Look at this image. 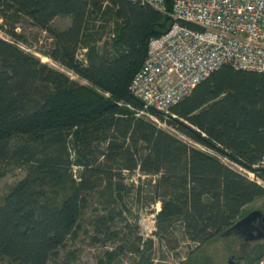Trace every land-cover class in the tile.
<instances>
[{"label":"trees","instance_id":"16d2710c","mask_svg":"<svg viewBox=\"0 0 264 264\" xmlns=\"http://www.w3.org/2000/svg\"><path fill=\"white\" fill-rule=\"evenodd\" d=\"M173 2L162 14L131 0H0V176L10 166L26 170L0 196V264L58 257L84 232L87 198L102 183L112 208L94 228L108 235L135 187L125 173L147 178L137 196L149 189L161 203L154 235L168 239L180 224L197 250L226 238L244 209L264 198V186L248 176L264 182V73L222 66L168 115L150 111L181 137L137 116L143 104L129 86L150 39L170 29ZM20 17L50 34L54 45L42 54L87 84L24 48ZM57 18L70 26L53 29ZM108 29L110 43L100 48ZM116 255L106 253L109 264Z\"/></svg>","mask_w":264,"mask_h":264},{"label":"built area","instance_id":"2783aa9c","mask_svg":"<svg viewBox=\"0 0 264 264\" xmlns=\"http://www.w3.org/2000/svg\"><path fill=\"white\" fill-rule=\"evenodd\" d=\"M131 1L167 14L166 0ZM169 15L170 29L150 39L129 86L143 104L137 116L168 115L222 66L264 73V0H174ZM85 52L78 59L87 63Z\"/></svg>","mask_w":264,"mask_h":264},{"label":"rangeland","instance_id":"374dc122","mask_svg":"<svg viewBox=\"0 0 264 264\" xmlns=\"http://www.w3.org/2000/svg\"><path fill=\"white\" fill-rule=\"evenodd\" d=\"M15 24L17 33L23 37V44L21 43V45L24 48L34 53L43 63L67 73L80 84H87L42 54L50 52L54 45L49 33L34 27L26 17L18 18L15 20ZM70 24L69 18H57L53 22L52 28L65 30ZM110 37V29H108L103 40L99 43V47L103 48L104 43H110ZM146 117L153 120L150 116ZM155 122L160 127L181 137L176 130L166 124L164 125L163 122ZM220 159L238 169L224 158L220 157ZM7 170L4 177L0 176V196L8 193L14 185L26 176V170L23 168L10 166ZM74 171L76 172L77 169L75 168ZM3 172L0 169V174ZM125 175L126 183L128 185L134 184L135 187L128 196H125L122 215L117 216L113 222L109 221L108 235L96 233L94 228L96 217L106 215L108 210L112 208L105 202L104 197L101 198L100 193L104 187L102 183L87 198L89 205L85 212L84 232L78 234L77 238L70 240L67 247L59 251V256L51 258L48 264H101V262L109 264V259L106 257L108 252H117L113 264H228L232 256H234V262L237 264H264V239L246 242L239 236L231 235L205 244L197 250L199 244L193 243L183 236L180 224L175 225L168 239L162 240L155 236L156 215L161 210V203L152 202L153 196H151L149 189L148 191L147 189L143 190L141 195L137 196L138 188L136 187L140 184L141 186L146 184L147 178L144 179L145 177H143L142 181H137L139 178L137 173H125ZM248 176L264 186V182L257 179L253 174H248ZM256 210H261L264 213V198L247 206L240 219ZM139 238L142 239L141 243L138 242ZM144 242L147 246L144 245ZM244 242L249 245H244ZM135 246H139L140 253L134 250ZM119 247L124 248V251L120 252ZM192 251L195 252L189 258ZM72 252H74L75 258L70 256L72 254L69 255Z\"/></svg>","mask_w":264,"mask_h":264},{"label":"water","instance_id":"95a60500","mask_svg":"<svg viewBox=\"0 0 264 264\" xmlns=\"http://www.w3.org/2000/svg\"><path fill=\"white\" fill-rule=\"evenodd\" d=\"M258 225L256 226V224ZM235 234L246 242L260 241L264 239V213L261 210H256L249 213L246 217L240 219L230 228L224 235L226 237ZM228 264H237L232 256Z\"/></svg>","mask_w":264,"mask_h":264},{"label":"flooded vegetation","instance_id":"af4514ba","mask_svg":"<svg viewBox=\"0 0 264 264\" xmlns=\"http://www.w3.org/2000/svg\"><path fill=\"white\" fill-rule=\"evenodd\" d=\"M258 225V223L256 224V226ZM239 260V259H238Z\"/></svg>","mask_w":264,"mask_h":264}]
</instances>
